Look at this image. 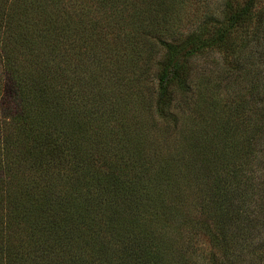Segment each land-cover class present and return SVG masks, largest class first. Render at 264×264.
<instances>
[{
    "label": "rangeland",
    "instance_id": "374dc122",
    "mask_svg": "<svg viewBox=\"0 0 264 264\" xmlns=\"http://www.w3.org/2000/svg\"><path fill=\"white\" fill-rule=\"evenodd\" d=\"M132 1L142 4L140 0ZM28 2L38 5V10L51 3L50 0ZM62 2H70L61 9L59 15L60 18L64 15L63 19H66L65 27L69 29L66 33L81 34L79 43L82 45L89 46L92 43L91 52H83L85 47H82L78 53L85 65H67L68 77L79 76L87 96L96 101L98 108L103 107L111 112V118L95 147L80 142L81 148L78 150L70 144L65 150L63 167L61 165L48 171L47 182L56 185L53 194L62 198L70 213L69 219L63 223L68 229V238L60 241L49 239V234L40 230L43 224L38 227L35 215H31L30 209H27L26 220L17 217L13 221L9 240L1 242L0 238V242L4 245L8 243L11 254L25 247L29 251L25 261L27 264H90L88 259H94L92 256L96 253L116 256L112 253L126 244L122 255H127L135 245H142L140 238L153 236L155 243L163 241L164 264H207L209 252L215 249L214 242L198 225L212 224L219 214H215L213 209L203 211L200 198L205 188L202 189L200 184L205 181L206 175L215 176L217 170L224 176H231L236 167H242L243 164L254 166V155L264 158V11L258 12L261 7L259 4L252 19L233 30L223 48H207L189 58V87L187 85V89L173 90L168 100H162L159 96L158 72L164 54L163 40L175 42L194 30L204 18L218 17L223 0H178L175 13L167 21L162 18L154 26H148V21L143 23L139 4L133 8L129 6V10H132L129 12L122 0H102L103 6L101 0ZM7 6L13 8V2H8ZM16 12L14 22L23 23L26 16L20 14L24 8ZM31 14L32 10L28 9L27 16ZM205 14L209 18L204 17ZM211 22L209 30L215 24L213 20ZM3 25L5 29L8 28L5 21ZM93 26L98 28L99 34L103 30L107 33V39L102 43L94 42ZM23 32L22 27L13 30L9 28L2 35H5L9 44H13L17 35ZM133 39L137 42H133ZM103 46L106 47L105 55L101 52ZM134 46L137 50L130 52ZM135 59L139 64L135 65ZM5 78L0 56V98L5 93ZM73 82L69 80L68 90L72 88ZM82 88L77 87L72 92H81ZM59 100L62 102V98ZM69 102L74 103V108L80 104L74 96H71V100L65 99L63 103ZM50 117L55 120L51 121L49 131L57 139V136L63 135L62 127L68 121L56 119L58 116L55 113L52 116V112ZM252 136L257 143L253 146V155L243 157L230 153L233 152L231 149L243 147ZM65 138L70 140L68 135ZM88 151L95 155L126 156L128 163L132 165L134 161L135 170L145 177L157 175L161 185L169 192L164 200L175 213L168 211L164 219L158 220L151 212L159 211V208L147 205L144 214L135 220L134 225L131 223L134 219H126L123 227L117 228L114 233L110 219L113 220L115 210L110 206L104 207V199L108 203V197L112 196L108 194L104 199L96 198L87 203L88 198L101 197L99 193H105L101 189L98 192L96 186L86 184L81 179L80 174L87 163V157L82 159V156H87ZM222 151L226 152V156L218 157ZM206 159L209 163L205 162ZM222 159L224 162L220 161ZM259 166L254 173L246 172V176L241 179L246 189L248 185L252 188L256 185L247 206L256 220L261 222L257 208L264 206V163ZM157 172L161 173L158 175ZM38 173L31 172L29 175L33 178L39 176ZM78 176V183L81 181L83 185L74 188ZM9 178L8 173L5 177L0 176V183ZM41 181L40 189L48 184L46 179ZM165 182L169 185L166 186ZM36 184L34 182L32 186ZM80 193L79 201L74 203L67 200L73 194ZM33 201L35 206L44 205L38 199ZM24 204H28V208L32 205L31 200H26ZM59 211L64 212V208ZM146 220L147 223H143ZM46 221L53 222L52 217L46 218ZM238 235V241L243 242L240 245L244 244L248 232L238 230ZM42 238L45 243L50 241L56 246L51 255L43 252L44 246L40 244ZM259 238L260 235L256 234L254 246L261 243ZM248 242L250 244V240ZM249 252L248 247L244 253L235 250L237 257L240 254L244 257ZM254 253L251 257H260L259 250H254ZM246 263L250 264V259ZM260 264H264V261Z\"/></svg>",
    "mask_w": 264,
    "mask_h": 264
},
{
    "label": "trees",
    "instance_id": "16d2710c",
    "mask_svg": "<svg viewBox=\"0 0 264 264\" xmlns=\"http://www.w3.org/2000/svg\"><path fill=\"white\" fill-rule=\"evenodd\" d=\"M122 1L126 11L129 12L132 11L129 10L130 8L139 4L132 0ZM152 1L140 0L139 2L142 4L138 6L139 14L144 18L143 23L148 21V26L156 25L162 18L163 21H167L175 13L178 3V0L176 2L171 0ZM8 2H13L14 10L6 7ZM30 2L28 0H0V56L6 74L5 93L0 98V176L5 177L7 173L10 175L8 180L0 183L1 242L9 240L13 221L15 222L17 217L26 220L27 209H30L31 215H35L39 222L38 227H40L39 224H43V229L40 230L48 233L49 239L54 238L60 241L68 238V229L64 227L63 223L69 219L70 213L67 206H64L62 198L59 199L57 194H53L56 185L47 182L48 171L61 165L63 167L66 160L64 158L65 150L70 144H73L78 150L81 148L80 142L91 145L92 148L95 147L106 130L107 121H110L111 118V112L106 111L103 107L98 108L96 101L89 98L84 92L82 79L77 75L68 77L66 72L69 63L81 66L86 64L78 54L82 47H85L83 52L92 51V43L89 46L79 43L81 34L79 36L66 33L69 30L65 27L66 19H63L64 15L62 18L59 15L61 9L69 5L70 2L50 0L51 3L44 5L39 10L37 9L38 5ZM259 4L261 7L258 12L264 11V0H223L218 17L209 18L205 14L204 17L209 19L204 18L194 30L183 35L181 39L175 40V42L164 39V54L158 72L159 96L162 100H168L173 90L187 89L189 58L207 48H223L233 34V30L243 26L246 20L252 19ZM103 5L101 0V6ZM116 6L112 5V7ZM129 6L131 7L128 8ZM19 8H24V12L20 14L26 16L23 23L14 22V16L17 15L16 11ZM28 9L32 10L30 16H27ZM52 16L54 18L51 19ZM211 20L215 24L209 30V25L212 24ZM3 21L6 22L7 29L13 30L17 27L24 29V32L17 35L16 40H13V44H9L5 35H2L7 31ZM92 30L96 39L94 42L102 43L107 39V33L104 30L100 34L96 26H93ZM133 42H137L136 39L135 41L133 39ZM72 48L75 49L72 50ZM102 50L101 52L105 55L106 47L103 46ZM136 50V46H134L130 52ZM137 64L139 62L135 59V65ZM69 80L76 83H72L70 90H68ZM67 83H69L68 87ZM77 87H81L82 91L72 92ZM68 92H70L69 95H67ZM71 96L80 101L77 108H74L72 102L63 103L65 99L71 100ZM61 98L62 102L59 100ZM51 112L52 116L54 113L58 116L55 117L56 119L62 118L63 121H68V124L62 127L63 135L57 136V139L49 131L50 125H52L51 121L55 120L50 117ZM67 135L70 136L69 141L65 138ZM258 139L260 138L258 137ZM256 144L252 136L243 147L231 149L233 152L230 153L235 156L249 157L250 154L255 153L253 146ZM216 151H218L217 148ZM87 153V156H82V159L87 157V163L84 171L80 174L81 179L86 184L96 186L98 192L99 189L105 192L102 195L99 193L101 197L88 198L87 203L96 198L102 199L108 194L112 196L108 197V203L103 199L104 207L108 206L109 208L110 206L115 210L112 216L113 220L110 219L114 233L117 228L123 227L126 219H134L133 222L131 221L134 225L135 220L140 219V215L144 214V208L147 205H155L154 208H159V211L152 210L151 212L158 220L172 210L164 200V196H167L169 192L161 185L157 175L145 177L135 170L134 161L132 165L128 163L129 159H126V156L122 158L101 153L95 155L92 151ZM225 156L226 152L222 151L218 157ZM254 157L256 158L254 166L243 164L242 167H236L231 176H224L217 170L215 176L206 175L205 181L200 184L202 189L205 188V193L203 192L200 198L203 211L213 209L215 214H219V217L214 218L212 224L201 225L200 223L198 225L201 227L200 230L209 235L214 242L215 249L209 252L208 263L247 264L246 260L250 259V264H260L261 261H264V206L257 208V214L262 219L260 222L256 220L255 215L247 206L248 201L254 195L253 190L256 185L253 188L248 185L246 189L241 179L246 176V172L254 173V170H258L261 167L259 165L264 163V158L257 155ZM220 161L224 162V159ZM205 162L209 163L207 159ZM130 167L132 169H129ZM38 168L40 169L38 170ZM36 171H39L38 175H40L32 178L29 174L31 172L36 174ZM43 179H46L48 184L40 189ZM78 179L79 176L75 180L74 188L83 185L81 181L78 183ZM34 182L37 184L33 187L32 183ZM25 183H30V185L27 186ZM165 184L169 185L168 182ZM230 184L233 188H230ZM36 187L39 190H34ZM33 196L34 198H31ZM80 196L81 193L73 194L72 198L67 200L75 203L79 201ZM34 199H38L44 205L35 206ZM26 200H31L32 205H29V208L28 204H24ZM7 201L8 208H6ZM62 208H64V212L59 211ZM172 211L175 213V210ZM119 215L121 216L119 217ZM50 216L53 222L46 221V218ZM145 222L147 223V220L143 223ZM136 223L142 224L140 221ZM238 230L248 232V237H244L242 245L240 244L243 242L238 241ZM256 234L260 235L258 240L261 243L258 246H254ZM152 237L140 238L142 245H135L130 254L122 255L126 246L124 244L120 250L112 253L116 256L99 252L92 256L94 259L90 258L88 261L90 264H164L162 261L165 250L162 246L163 241L155 243ZM248 240H250V244ZM1 242L0 264H27L25 261L28 258V250L25 247L21 251L17 249L11 254L8 243L4 245ZM45 242L44 238L40 241V244L44 246L43 252L51 255L50 253H53L56 246L52 245L50 241L49 243ZM246 244H248L250 252L244 257H242L243 254L237 257L235 250L244 253L247 248ZM62 247L63 245H61V249ZM256 249L259 250V258L251 257Z\"/></svg>",
    "mask_w": 264,
    "mask_h": 264
}]
</instances>
